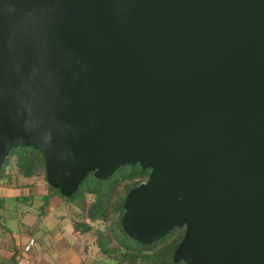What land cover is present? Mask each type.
<instances>
[{
	"label": "water",
	"instance_id": "95a60500",
	"mask_svg": "<svg viewBox=\"0 0 264 264\" xmlns=\"http://www.w3.org/2000/svg\"><path fill=\"white\" fill-rule=\"evenodd\" d=\"M33 147L72 197L149 169L122 226L173 261L264 264V0H0V172Z\"/></svg>",
	"mask_w": 264,
	"mask_h": 264
},
{
	"label": "trees",
	"instance_id": "16d2710c",
	"mask_svg": "<svg viewBox=\"0 0 264 264\" xmlns=\"http://www.w3.org/2000/svg\"><path fill=\"white\" fill-rule=\"evenodd\" d=\"M13 157L16 159L11 163ZM149 173V169L143 170L140 165H126L113 174L117 179H98L96 187L86 184L88 176H94L90 173L72 197H64L47 182L42 154L33 147H19L7 156L0 172V184L21 185L22 178L43 180L50 193L46 205L51 197L58 195L68 207L75 232L85 238L86 248L90 247L106 264H185L173 261L185 228H176L164 238L144 245L129 237L122 226L127 194L147 181ZM123 235L137 245L127 242Z\"/></svg>",
	"mask_w": 264,
	"mask_h": 264
},
{
	"label": "crops",
	"instance_id": "0c3cea01",
	"mask_svg": "<svg viewBox=\"0 0 264 264\" xmlns=\"http://www.w3.org/2000/svg\"><path fill=\"white\" fill-rule=\"evenodd\" d=\"M49 194L39 179L0 184V264H106L86 248L85 238L75 232L68 207L58 195L46 205ZM21 224L30 230L22 232ZM30 237L36 244L25 253Z\"/></svg>",
	"mask_w": 264,
	"mask_h": 264
},
{
	"label": "rangeland",
	"instance_id": "374dc122",
	"mask_svg": "<svg viewBox=\"0 0 264 264\" xmlns=\"http://www.w3.org/2000/svg\"><path fill=\"white\" fill-rule=\"evenodd\" d=\"M15 157H13L12 159H11V163H14V161H15ZM12 170H14L15 171V169H12ZM115 179H117L115 176H113V177H111L110 179H109V181H112V180H115ZM86 184L87 185H92L93 187H96V186H98L99 185V180L95 177V176H92V175H89L88 176V178L86 179ZM25 224H27L26 222H24ZM21 227H22V232L23 231H29L30 230V228H29V226L28 225H22L21 224ZM40 231H41V229H40ZM37 234H39V235H41L42 234V232L40 233V232H38ZM123 238H125V240L127 241V242H129V243H131V244H134V245H137L136 243H134L133 241H131L129 238H127L125 235H123L122 236Z\"/></svg>",
	"mask_w": 264,
	"mask_h": 264
},
{
	"label": "built area",
	"instance_id": "2783aa9c",
	"mask_svg": "<svg viewBox=\"0 0 264 264\" xmlns=\"http://www.w3.org/2000/svg\"><path fill=\"white\" fill-rule=\"evenodd\" d=\"M35 244H36V239H35L34 237H30V238L27 240V242L25 243V245H24V247H23V251H24L25 253L31 251Z\"/></svg>",
	"mask_w": 264,
	"mask_h": 264
},
{
	"label": "flooded vegetation",
	"instance_id": "af4514ba",
	"mask_svg": "<svg viewBox=\"0 0 264 264\" xmlns=\"http://www.w3.org/2000/svg\"><path fill=\"white\" fill-rule=\"evenodd\" d=\"M183 228H185V227H183Z\"/></svg>",
	"mask_w": 264,
	"mask_h": 264
}]
</instances>
